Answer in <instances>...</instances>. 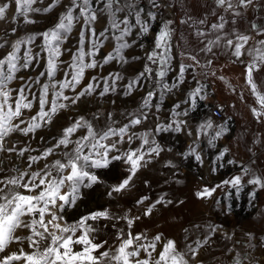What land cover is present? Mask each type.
<instances>
[{"label": "snow or ice", "instance_id": "1", "mask_svg": "<svg viewBox=\"0 0 264 264\" xmlns=\"http://www.w3.org/2000/svg\"><path fill=\"white\" fill-rule=\"evenodd\" d=\"M37 5H45V0H0V21H7L13 8L12 21L23 17L25 24L36 23L34 14H47L59 6L63 8L52 28L16 39L11 43V51L0 56V154L15 153L22 163L27 160L23 168L13 163L7 171L14 174L5 175V159L0 158V264H203L199 260L200 250L210 245L218 225H208L202 238L192 242H187L186 236L183 250L174 239L165 238L163 233L149 236L146 231H133L135 223L142 217L151 216L157 205L166 207L174 202L167 193H161L148 204L145 202L150 200L149 196L139 197L135 205L137 208L144 206L142 214H133L131 209L120 214L104 208L69 223L65 213L76 206L82 188L104 183L99 170L109 169L114 162L124 166L123 172L116 178V183L107 185V196L111 199L130 192L142 169L158 161L163 152L172 151L171 147L165 148L160 143L158 138L163 135L194 137L187 150L177 155L203 165L201 143L206 141L208 147L216 148L217 141L229 131L228 123L216 124L208 116L193 127L188 118L197 111L200 102L208 99L204 79L217 77L214 60L220 52L230 55L233 63H244L242 57L245 55L251 58L245 67V84L258 107L252 106L250 110L258 123L264 122V85L254 78V73L264 68V24L251 23V35L235 27L245 13L264 9V0H211L209 11L203 17L194 19L188 14L180 23L192 29L195 41L181 47L178 71L173 63L176 59L174 21L164 17V10L173 7L169 0H148L147 7L138 0H69L67 4L63 0H48L46 6ZM209 17L215 19L210 21ZM102 18H106L107 23L98 32L95 25ZM157 20L160 21L159 28L155 32L153 46L145 50L143 71L131 78L122 71L103 75L106 65L115 62L123 68L129 63L126 49L134 46L145 49V44L140 41L152 33ZM76 25H80L79 39L76 50L72 51L63 46ZM229 25H232L231 29ZM16 32L17 28L13 27L11 33ZM133 35L135 39H132ZM37 36L42 38L38 51L25 47L33 45ZM109 39L115 41L114 47L97 59L101 56L104 42ZM7 43L5 39L0 48H5ZM65 52L71 54V62L63 70L64 78L57 80V73L65 65L62 59ZM131 59L140 60L141 57L133 56ZM40 65H43V70L35 77L29 76L25 80L21 76L19 79L24 83L18 89L9 87L18 72L33 70ZM96 69L101 72L82 83L86 72ZM173 71L176 74L169 81L167 77ZM217 78L235 91L224 76ZM152 80H155L156 87L145 92L139 107L123 112L121 121L109 112L106 114L108 122L101 126L97 122L102 114L96 112L91 120L78 116L51 141L40 136L39 141L43 145L37 148L30 143L24 144L19 138L13 139L18 134V137L35 141L38 130L52 125L61 110L76 105L83 97H127L144 88L146 81ZM192 82L195 86H190L184 99L174 102L167 118H162L160 112L165 96ZM37 87L38 92L35 90ZM66 91L73 95H67ZM241 99H244L243 94ZM216 107L218 112H223V105ZM149 120H153V127L137 130ZM80 129H85V133L76 135ZM253 143H264V138L257 135ZM21 144L24 146L20 147ZM248 150L252 151L251 148ZM228 152V147L217 152L213 173L224 166L218 162L224 160ZM52 156L57 158L48 162ZM6 159L11 160V156ZM41 161H45L43 167L34 169L33 166H38ZM227 163L236 164V161L228 160ZM163 166L177 168L171 159L165 160ZM241 172L215 186H201L195 192L196 198H211L218 189H233L238 197L245 177H248L247 184L253 186L248 194L249 201L255 200L257 192L264 190V174H256L248 167H242ZM147 183L145 181V185ZM216 203L219 205L221 201ZM101 220L113 221L114 240L98 238L96 222ZM121 223L126 228L119 227ZM194 227L200 228L199 225ZM18 230H27V235L17 234ZM184 231L187 233L189 229ZM247 235L249 242L246 248H255L257 245L252 241L256 237L252 233ZM25 242L28 250L24 247ZM13 244L20 247L9 251ZM259 246L264 248V238L259 240ZM229 251L234 253L231 264H245V261L247 264H264V258L257 259L251 251L240 252L235 248Z\"/></svg>", "mask_w": 264, "mask_h": 264}, {"label": "rangeland", "instance_id": "2", "mask_svg": "<svg viewBox=\"0 0 264 264\" xmlns=\"http://www.w3.org/2000/svg\"><path fill=\"white\" fill-rule=\"evenodd\" d=\"M47 2L48 0H45V5L37 6H46ZM68 2L69 0H63L64 4ZM138 3L145 7L148 6V0H138ZM169 3L173 7L164 10V17L174 21L173 27L176 31L173 37V45L176 59L173 63L177 66L176 70L178 71V64L180 62L179 51L181 47L194 44L195 41L192 29L180 23V21L185 19L188 14H191L194 19L203 17L204 13L209 11L208 5L211 4V0H169ZM62 10V6H59L47 14H34L33 18L36 20V23L25 24L23 17H19L15 22L12 21L14 8L11 9L8 13V20L0 21V43L5 39L8 40L5 48H0V56L6 54L7 51H11V43L16 39L25 38L30 34L41 33L52 28L57 23ZM214 19V17H209L210 21ZM253 22L264 24V9L245 13L243 17L237 20L235 27L239 31L247 32L251 35L250 25ZM106 23V18L100 19L95 25L97 31H102ZM159 23L160 21L157 20L154 23L152 33L141 39L140 42L146 46L144 50L138 46L126 49L125 54L129 57V63L121 68L120 65L113 62L104 67L102 74L107 75L108 72L122 71L127 78H131L138 72L143 71L145 50H149L153 46L152 42L155 32L158 31ZM13 27L17 28L15 34L11 33ZM228 27L231 29L232 25ZM79 29L80 25L74 26L71 34H69L67 43L63 47L72 51L76 50ZM5 33H7V36H5ZM182 36L184 39H181ZM132 39H135L134 35ZM41 43L42 38L37 36L33 45L25 47H32L34 51H38L39 48L37 46ZM114 45V40H106L101 49V56L97 57V59H100L111 51ZM23 50L22 48L21 54ZM133 56H139L141 59L132 60L131 57ZM62 59L65 61V65H62V70L57 73V80L64 78L63 70L66 64L71 62V54L65 52ZM232 59L230 55L220 52L214 60V68L217 72V77L224 76L235 88V91H232L224 81L217 77H208L207 79L201 77L208 87V99L203 101L202 106H199L197 111L190 114L188 118L190 124L194 127L208 116L212 117V108L217 105L224 106V120H216L213 117L212 119L216 124H223L227 121L229 131L217 141L216 148L208 147L206 141L201 143L204 157L203 165H199L194 159H183L177 155V153L187 150L188 144L191 143L194 137L171 134L163 135L158 138L160 143L165 148L171 147L172 151L163 152L158 161H154L142 169L135 179V187L130 192L114 196L111 199L107 196V185L116 183V178L123 172L124 166L120 162H114L109 169L99 170V175L104 183L95 184L91 188L81 189V198L77 201L75 207L69 208L66 211L65 219L71 223L79 220L81 216L89 212L104 208H109L113 212L120 214L127 209H131L133 214H142L144 206L137 208L135 205V201L139 197L144 195L149 196L150 200L145 202V204H148L156 200L161 193H167L168 198L174 202L166 207L157 205L151 216L142 217L141 220L135 223L134 232L146 231L149 236H154L158 232L163 233L165 238L174 239L179 248L183 250L186 236L188 237L187 242H192L197 238H202L203 234L207 231L208 225H218L219 228L214 234L210 245L200 250L199 260L203 264H231L234 253L230 252L229 249L233 248L240 252L251 251L257 259L264 258V248L259 246V240L264 238V190H259L256 199L250 202L248 194L252 191L253 186L247 184L248 177H245L243 190L239 193L238 197L233 189H218L211 198L207 199H197L195 196V192L203 185L215 186L224 179L242 174V167H248L254 170L256 174H264V143H253L257 135L264 138V122L258 123L253 117L250 108L252 106L258 107V105H256L255 97L251 94L249 87L245 84V67L251 58L247 55L242 57L244 63H233ZM152 67L155 68L156 66L153 65ZM42 70L43 65L29 71L21 70L16 74L17 78L10 83L9 87L18 89L24 83L19 77H25L26 80L29 76L35 77ZM98 72H101V70H88L82 83H87V80ZM175 74V71L169 73L167 79L171 81ZM254 78L259 84L264 85V68L255 72ZM188 79L191 80L190 74H188ZM190 86L194 87V82L191 85L185 84L181 90L174 91L165 96V101L160 112L162 118H167L169 109L174 102L184 99ZM155 87V80H152L146 81L144 88L135 91L133 95L127 97L123 95H108L104 98L98 96L83 97L76 105L71 106L69 109L61 110L55 117L52 125L38 130L35 141L18 137V134L13 139L19 138L24 141V144L30 143L33 148H37L43 145V142L39 141L40 136H44L48 141H51L53 136L60 135L62 129L78 116H84L91 120L93 113L96 112L102 114L101 119L97 122L101 126L108 122L106 114L109 112L113 114L117 121H121L123 119L122 113L139 107L141 98L145 95V92ZM35 90L38 92L39 88L37 87ZM66 94L69 96L73 95L71 91H66ZM242 94L244 96L243 100L241 99ZM113 101H115L114 104L112 103ZM70 117L72 118L71 120L69 119ZM153 126V120H149L145 125L138 126L137 130L142 131L144 128ZM85 131V129H80L76 135H83ZM24 144H21L20 147H23ZM224 147H228L229 152L226 154L224 160L218 162L224 166L213 173L212 167L215 156ZM249 148L252 151H249ZM31 154L35 155L36 153ZM8 156H11V160L6 159ZM0 158L5 159L3 165L6 169L5 175L14 174L7 171L13 163L21 168L27 164L26 159L22 163L15 153H3L0 154ZM56 158L57 156L49 157L48 162ZM168 159L173 160L177 168H165L163 166L164 161ZM228 160H234L236 164H228ZM44 163L45 161H41L38 166L34 165L33 167L34 169L36 167H43ZM173 173H175V176ZM145 181L148 182L147 185H145ZM217 200L221 201L219 205L216 203ZM179 201H183V203H179ZM228 205H231L230 210L228 209ZM112 223L113 221L109 220L96 222L99 239L114 240L115 230L112 228ZM195 225L200 226L199 230L194 227ZM119 227L126 228V225L121 223ZM184 229H189V231L186 233ZM248 233H252L256 237V240H253L252 243L257 246L253 249L246 248L249 242ZM17 234L27 235V230H18ZM228 237H231V239ZM19 247L20 245L13 244L10 246L9 251L17 250ZM24 247L28 250L26 242ZM245 264H247V261H245Z\"/></svg>", "mask_w": 264, "mask_h": 264}, {"label": "built area", "instance_id": "3", "mask_svg": "<svg viewBox=\"0 0 264 264\" xmlns=\"http://www.w3.org/2000/svg\"><path fill=\"white\" fill-rule=\"evenodd\" d=\"M211 115L216 120H224L223 112H218L216 107L211 109Z\"/></svg>", "mask_w": 264, "mask_h": 264}, {"label": "bare ground", "instance_id": "4", "mask_svg": "<svg viewBox=\"0 0 264 264\" xmlns=\"http://www.w3.org/2000/svg\"><path fill=\"white\" fill-rule=\"evenodd\" d=\"M157 22V21H156ZM154 26V25H153ZM202 106V102H200V107Z\"/></svg>", "mask_w": 264, "mask_h": 264}]
</instances>
